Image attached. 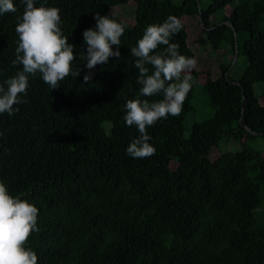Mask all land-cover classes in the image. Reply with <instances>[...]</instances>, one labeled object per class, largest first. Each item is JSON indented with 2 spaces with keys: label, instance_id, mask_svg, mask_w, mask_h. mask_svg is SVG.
Masks as SVG:
<instances>
[{
  "label": "trees",
  "instance_id": "obj_1",
  "mask_svg": "<svg viewBox=\"0 0 264 264\" xmlns=\"http://www.w3.org/2000/svg\"><path fill=\"white\" fill-rule=\"evenodd\" d=\"M129 1L132 25L110 12ZM235 1L36 0L37 7L60 10V27L75 45L72 68L80 69L54 90L39 75L30 77L22 96L28 102L16 105L20 111L12 117L0 114V182L39 210V231L25 245L38 264H264V159L247 146L264 137V105L254 88L264 85V0ZM13 2L17 12L0 15V84L20 70L12 60L24 7ZM97 12L127 27L121 56L97 65L85 82L83 32L95 28ZM168 16L198 19L204 27L199 47L228 48L247 64L236 81L220 65V75L199 86L212 117L192 124L184 137L189 92L178 117L147 128L155 154L134 159L126 148L139 132L123 119L126 101L140 88L130 49ZM182 25L170 43L194 59ZM223 139L245 142L210 161V149Z\"/></svg>",
  "mask_w": 264,
  "mask_h": 264
},
{
  "label": "clouds",
  "instance_id": "obj_2",
  "mask_svg": "<svg viewBox=\"0 0 264 264\" xmlns=\"http://www.w3.org/2000/svg\"><path fill=\"white\" fill-rule=\"evenodd\" d=\"M24 7L17 17L15 32V59L12 65L18 67L14 76L0 84V114L9 117L20 111L16 105L26 104L22 99L27 95L29 78L39 75L50 90L58 89L65 78L80 75V69L73 70L76 60L75 45L68 42L60 25V10L56 7L36 6V0H20ZM17 12L13 0H0V15ZM95 28L83 32L85 51L80 52V60L91 70L106 64L110 57L121 56L119 46L127 25L95 13ZM182 22L175 16H168L160 24L149 25L130 49L138 70L136 82L140 85L139 96L125 103L123 119L127 126H135L139 136L132 139L126 154L134 159L148 158L156 149L149 143L151 136L147 128L152 127L169 115L178 117L194 83L189 74L195 67L193 58L180 54L179 45L170 43L172 36L182 28ZM117 46L113 51L112 46ZM160 46L163 51L157 52ZM151 66V67H149ZM85 74V82L91 80ZM4 85H7L5 88ZM162 97L150 102L141 97ZM39 210L25 199L13 197L5 183L0 182V264H38L35 251L25 247L33 232H38Z\"/></svg>",
  "mask_w": 264,
  "mask_h": 264
},
{
  "label": "rangeland",
  "instance_id": "obj_3",
  "mask_svg": "<svg viewBox=\"0 0 264 264\" xmlns=\"http://www.w3.org/2000/svg\"><path fill=\"white\" fill-rule=\"evenodd\" d=\"M237 2L238 0L235 1V4ZM173 3L179 5L180 0H173ZM134 11L135 4L132 1H129L124 5L110 8L112 15L120 18L122 22L128 25H132L134 23ZM229 12L230 7H226L223 10L224 15H228ZM181 21L185 26L187 45L192 50L194 60L196 61V67L189 73L192 76L194 83L190 90L192 93L190 95L192 112L186 116L184 123V137H187L192 124L209 119L214 113V109L208 103V98L202 90H200L199 86L205 82L207 77L216 79L220 75V65L228 66L229 77L236 81L246 68L247 63L242 57L236 58L228 48L220 49L213 53L208 46H204L202 48L199 47L197 39L204 29L200 21L198 19H190L188 17H182ZM229 61H231L230 65H228ZM85 74H91L92 77L94 75V68L89 70L85 67ZM254 88L260 104L264 105V85L257 83L254 85ZM244 140L245 139H242L240 143L231 139L221 140L216 147L210 149V161H215L223 153L241 150L242 143L245 142ZM247 146L259 150L261 152V157L264 159V137L254 139L247 144ZM177 166L178 164L174 161L169 163V168L171 170H175Z\"/></svg>",
  "mask_w": 264,
  "mask_h": 264
},
{
  "label": "water",
  "instance_id": "obj_4",
  "mask_svg": "<svg viewBox=\"0 0 264 264\" xmlns=\"http://www.w3.org/2000/svg\"><path fill=\"white\" fill-rule=\"evenodd\" d=\"M233 34H234V48L236 49L237 48V42H236L235 31H233Z\"/></svg>",
  "mask_w": 264,
  "mask_h": 264
}]
</instances>
